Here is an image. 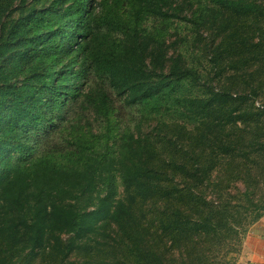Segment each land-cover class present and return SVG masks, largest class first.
Masks as SVG:
<instances>
[{
    "label": "trees",
    "instance_id": "obj_1",
    "mask_svg": "<svg viewBox=\"0 0 264 264\" xmlns=\"http://www.w3.org/2000/svg\"><path fill=\"white\" fill-rule=\"evenodd\" d=\"M196 5L0 0V264H235L264 215V0Z\"/></svg>",
    "mask_w": 264,
    "mask_h": 264
},
{
    "label": "rangeland",
    "instance_id": "obj_2",
    "mask_svg": "<svg viewBox=\"0 0 264 264\" xmlns=\"http://www.w3.org/2000/svg\"><path fill=\"white\" fill-rule=\"evenodd\" d=\"M99 0H97L98 3ZM178 4H181L182 6H185V9H183L184 13L187 16H191L192 13L188 10L190 5L192 7V10H195L197 8L196 3L199 2V0H176ZM202 1V0H200ZM199 13H197L196 16H198ZM174 22H171L169 24V32L171 33V37L168 39V42H175L176 48L178 49V52H180L186 62V64L189 65L191 68H195L197 72L199 73L200 76L206 77L209 76V64L207 61L203 58L204 56L201 54V52H198L196 49H194V41L195 40H201L199 37H195L193 33H201V28H196L193 26V24L186 23V22H181V21H176L173 20ZM196 43V42H195ZM197 44V43H196ZM200 46V45H198ZM109 91V90H108ZM192 92L195 95H200L202 92L200 90H194L191 89L189 86V82H186L183 84V87L180 89L178 92L177 96L182 93L184 96H191ZM112 93V92H111ZM117 105L120 104V99L117 98L115 99ZM166 105H163L159 111L157 112H151V114L148 115L149 118H156L159 121H167V122H180L182 123V119L179 118L178 114L176 112L172 113L171 111L165 110ZM143 111V106H136L132 108H127L122 111V122H130V125L133 126L135 125L141 117L145 118V113ZM90 119V117L88 118ZM157 120V121H158ZM91 124L93 126L96 124V121H92ZM188 128H192L193 124L191 123H185ZM36 137H33L31 139V143L37 145L35 143ZM38 151V149L35 148V153ZM240 255V254H239ZM239 257V256H238ZM237 257V259H238ZM237 264V260L235 262Z\"/></svg>",
    "mask_w": 264,
    "mask_h": 264
},
{
    "label": "crops",
    "instance_id": "obj_3",
    "mask_svg": "<svg viewBox=\"0 0 264 264\" xmlns=\"http://www.w3.org/2000/svg\"><path fill=\"white\" fill-rule=\"evenodd\" d=\"M264 215L244 237L237 264H264Z\"/></svg>",
    "mask_w": 264,
    "mask_h": 264
},
{
    "label": "built area",
    "instance_id": "obj_4",
    "mask_svg": "<svg viewBox=\"0 0 264 264\" xmlns=\"http://www.w3.org/2000/svg\"><path fill=\"white\" fill-rule=\"evenodd\" d=\"M263 236H264V234H263Z\"/></svg>",
    "mask_w": 264,
    "mask_h": 264
}]
</instances>
